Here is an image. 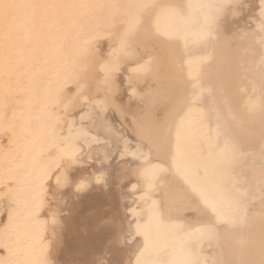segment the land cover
<instances>
[{
	"label": "bare ground",
	"instance_id": "obj_1",
	"mask_svg": "<svg viewBox=\"0 0 264 264\" xmlns=\"http://www.w3.org/2000/svg\"><path fill=\"white\" fill-rule=\"evenodd\" d=\"M0 193L4 264H264V0H0Z\"/></svg>",
	"mask_w": 264,
	"mask_h": 264
},
{
	"label": "snow or ice",
	"instance_id": "obj_2",
	"mask_svg": "<svg viewBox=\"0 0 264 264\" xmlns=\"http://www.w3.org/2000/svg\"><path fill=\"white\" fill-rule=\"evenodd\" d=\"M32 133L35 134L36 136L39 137L41 145H47L50 143V138H51V132H45L42 130L40 127H33L32 128ZM62 143L60 144L61 151L65 153L69 159H72L75 161V157L79 153V143H80V135H79V130L75 122V117H73L67 124L65 130H63V134L61 137ZM59 179V178H58ZM103 176L98 175L96 177L97 182H102ZM79 188H85L86 185L81 184L78 186ZM3 194L0 193V196ZM22 211V210H21ZM5 215V211L3 210L2 206H0V217H3ZM19 215V213L17 214ZM7 219L8 221H12L13 216L11 212L7 213ZM52 222L55 223V218H52ZM0 236H3V233H0ZM2 247V245H0ZM46 247V246H45ZM0 264H4V259L3 257H0ZM41 264H46L45 260H41Z\"/></svg>",
	"mask_w": 264,
	"mask_h": 264
}]
</instances>
